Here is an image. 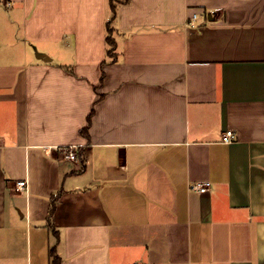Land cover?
Masks as SVG:
<instances>
[{"label": "crops", "instance_id": "crops-1", "mask_svg": "<svg viewBox=\"0 0 264 264\" xmlns=\"http://www.w3.org/2000/svg\"><path fill=\"white\" fill-rule=\"evenodd\" d=\"M110 1L0 0V264H264V0Z\"/></svg>", "mask_w": 264, "mask_h": 264}, {"label": "built area", "instance_id": "built-area-1", "mask_svg": "<svg viewBox=\"0 0 264 264\" xmlns=\"http://www.w3.org/2000/svg\"><path fill=\"white\" fill-rule=\"evenodd\" d=\"M196 18V15H193V20ZM235 140V134L232 131L226 132L222 136V142L225 144H230ZM59 151L62 153V157L65 160L71 161V162H77L78 161V148L76 146H70L67 148H58ZM18 189H26L27 184L25 180H20L17 182ZM210 186L209 182L204 183H197L190 187L191 190L197 191L199 193H205L208 190V187Z\"/></svg>", "mask_w": 264, "mask_h": 264}, {"label": "trees", "instance_id": "trees-1", "mask_svg": "<svg viewBox=\"0 0 264 264\" xmlns=\"http://www.w3.org/2000/svg\"><path fill=\"white\" fill-rule=\"evenodd\" d=\"M124 1H128V0H124ZM110 6H111V11H112V19L114 18V16H115V9H116V7H115V4H114V0H111L110 1ZM107 32H108V36L106 37V42H107V44H108V50H107V54H108V56L109 57H111V58H113L114 57V50H115V46H116V44H115V41H114V39L111 37V30H110V28H109V24H108V29H107ZM92 114H93V112H91L89 115H88V117H87V124H86V126L81 130V133L82 134H87V129H88V127L90 126V123H91V118H92ZM78 161H79V163L81 164H83V159H82V155H83V152H82V150H78ZM57 197L58 196H54V197H52V202H51V209H50V213H52L53 212V210H54V207H55V203H56V201H57ZM52 253H53V250H52ZM54 263L55 264H58L59 263V260H58V257L56 256V254L54 253Z\"/></svg>", "mask_w": 264, "mask_h": 264}]
</instances>
